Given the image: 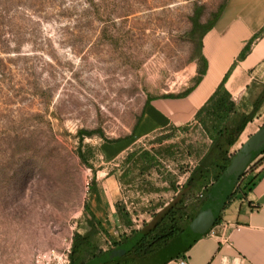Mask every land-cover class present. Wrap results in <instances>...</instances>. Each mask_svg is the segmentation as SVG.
<instances>
[{
	"label": "rangeland",
	"instance_id": "obj_1",
	"mask_svg": "<svg viewBox=\"0 0 264 264\" xmlns=\"http://www.w3.org/2000/svg\"><path fill=\"white\" fill-rule=\"evenodd\" d=\"M31 2L8 3L0 27V264H35L39 253L69 248L86 226L92 183L109 176L100 187L105 206L114 203L105 226L116 238L142 226L209 143L194 119L119 153L108 141L130 138L147 96L190 84L200 51L191 18L199 9L206 21L222 0H45L41 11ZM257 82L253 95L264 66ZM263 123L264 107L231 151ZM80 129L99 133L80 143ZM79 146L92 148L87 162ZM130 150L154 155L151 167L125 162ZM263 162L248 165L229 202L243 197ZM110 240L100 235L103 247Z\"/></svg>",
	"mask_w": 264,
	"mask_h": 264
},
{
	"label": "crops",
	"instance_id": "obj_2",
	"mask_svg": "<svg viewBox=\"0 0 264 264\" xmlns=\"http://www.w3.org/2000/svg\"><path fill=\"white\" fill-rule=\"evenodd\" d=\"M222 1L219 15L202 39L206 70L198 85L183 98L152 99L145 106L132 137L112 143L111 153L122 152L141 138L169 125L191 122L197 109L225 76L224 87L235 101L246 95L252 82L258 83L264 66V0ZM248 44L249 51L240 58L241 51ZM195 74L196 63L190 78ZM250 129V125L245 127L242 135ZM255 174L253 184L243 197L229 202L219 221L203 235L196 239L183 234L175 236L146 258H135L131 264H180L181 260L186 264H264V162L255 169ZM109 178L93 184L88 205L109 237L117 241L118 238L104 224L114 212V203L108 201L106 207L100 190L103 183L105 186L112 183ZM105 254L117 258L102 259ZM128 259L127 255L107 251L85 264L94 261L96 264L125 263Z\"/></svg>",
	"mask_w": 264,
	"mask_h": 264
},
{
	"label": "trees",
	"instance_id": "obj_3",
	"mask_svg": "<svg viewBox=\"0 0 264 264\" xmlns=\"http://www.w3.org/2000/svg\"><path fill=\"white\" fill-rule=\"evenodd\" d=\"M13 1L19 0H0V22L8 17L7 15L9 14L10 8L8 9L6 5ZM31 1L30 6H28L30 9L35 7V11L43 10L42 4L45 0ZM222 6L223 1L211 17L204 22L200 21L201 13L199 9L195 10L191 18V33H199L200 51L195 61L196 74L190 78V84L178 93L147 96L144 108L155 98H183L198 85L206 70V59L202 54L201 40L213 26ZM9 17L11 18L12 16ZM2 23L3 22L0 23V27L3 25ZM249 49L250 44L243 48L239 57L243 58ZM225 78L226 76L194 114L196 127L209 143L204 152L197 156L195 164L190 168L184 182L182 184L172 185L173 195L170 200L159 209L155 210L150 219L142 226L121 235L117 241L110 240L109 246L107 247H103L99 242L100 235L108 234L107 230L89 207L88 202L85 201L82 215L85 219L86 226L83 232L78 230L73 232L68 264H85L88 260L107 251L113 254L127 255L130 257L127 261H134L135 258L144 259L173 237L183 234L184 229L191 223L206 200L212 184L230 163L234 154V152L231 151L232 147L239 141L240 135L244 131L246 125L251 122L264 107V83L260 85V89L253 95V91L257 88L258 83L252 82L247 88L246 95L239 101H235L224 87ZM143 111L144 109H142L140 116L136 119L132 127V134L129 137L134 134L143 115ZM171 127L174 128L176 126L169 125L160 130L166 132V129ZM164 132H161L162 134L159 139L168 137V134H163ZM98 133L97 130L80 129L77 135L81 143L84 137H92ZM117 141L118 140H109L108 142L113 143ZM92 154V148H84V150H82L81 146H79L78 155L83 162H87ZM262 155H264V152L259 156ZM153 160H155V156L151 155L150 152L146 150L142 152L130 150L124 157V161L127 163L136 164L141 161L143 170H148ZM125 174L126 173L122 174V176ZM256 175L257 174L253 175L247 181L246 188L251 187ZM240 180L236 183L226 204L235 193ZM119 181L118 182L121 183L120 179ZM93 184L94 183H92V186ZM220 216L219 214V218ZM219 218L216 223L219 221ZM121 263L122 262H107L104 264Z\"/></svg>",
	"mask_w": 264,
	"mask_h": 264
},
{
	"label": "water",
	"instance_id": "obj_4",
	"mask_svg": "<svg viewBox=\"0 0 264 264\" xmlns=\"http://www.w3.org/2000/svg\"><path fill=\"white\" fill-rule=\"evenodd\" d=\"M263 152L264 123L234 152L230 163L212 184L206 200L191 223L184 229L183 235L196 239L216 223L236 183L241 179L248 165ZM103 258L114 260L117 257L105 254ZM96 262L88 264H96Z\"/></svg>",
	"mask_w": 264,
	"mask_h": 264
},
{
	"label": "built area",
	"instance_id": "obj_5",
	"mask_svg": "<svg viewBox=\"0 0 264 264\" xmlns=\"http://www.w3.org/2000/svg\"><path fill=\"white\" fill-rule=\"evenodd\" d=\"M70 247L64 250H49L39 253L35 258V264H68ZM180 264H186V261L181 260Z\"/></svg>",
	"mask_w": 264,
	"mask_h": 264
}]
</instances>
